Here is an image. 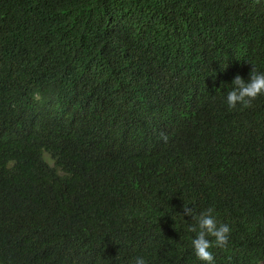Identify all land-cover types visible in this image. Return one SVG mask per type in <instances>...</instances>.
<instances>
[{
  "label": "trees",
  "instance_id": "1",
  "mask_svg": "<svg viewBox=\"0 0 264 264\" xmlns=\"http://www.w3.org/2000/svg\"><path fill=\"white\" fill-rule=\"evenodd\" d=\"M253 65L264 0H0V264H205L184 204L261 264L264 95L226 103Z\"/></svg>",
  "mask_w": 264,
  "mask_h": 264
},
{
  "label": "clouds",
  "instance_id": "2",
  "mask_svg": "<svg viewBox=\"0 0 264 264\" xmlns=\"http://www.w3.org/2000/svg\"><path fill=\"white\" fill-rule=\"evenodd\" d=\"M232 88L227 92L226 103L229 109H235L237 105L243 108L252 106V102L260 95H264V72L257 71L253 65L248 81L237 74L231 82ZM163 139L167 136L161 134ZM191 216L193 223L187 226V231L195 233L191 239V246L195 256L205 264H215L213 247L225 248L229 244L231 228L228 224L219 222L214 215V209L196 212L193 207L183 205V214ZM211 238V239H210ZM133 264H147L143 256H137Z\"/></svg>",
  "mask_w": 264,
  "mask_h": 264
},
{
  "label": "rangeland",
  "instance_id": "3",
  "mask_svg": "<svg viewBox=\"0 0 264 264\" xmlns=\"http://www.w3.org/2000/svg\"><path fill=\"white\" fill-rule=\"evenodd\" d=\"M261 264H264V261Z\"/></svg>",
  "mask_w": 264,
  "mask_h": 264
}]
</instances>
